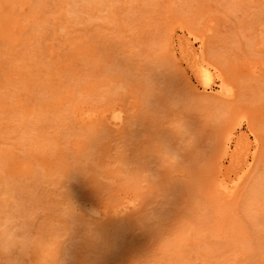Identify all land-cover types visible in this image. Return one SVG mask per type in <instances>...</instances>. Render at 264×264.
Instances as JSON below:
<instances>
[{"label": "rangeland", "instance_id": "obj_1", "mask_svg": "<svg viewBox=\"0 0 264 264\" xmlns=\"http://www.w3.org/2000/svg\"><path fill=\"white\" fill-rule=\"evenodd\" d=\"M0 264H264V0H0Z\"/></svg>", "mask_w": 264, "mask_h": 264}, {"label": "bare ground", "instance_id": "obj_2", "mask_svg": "<svg viewBox=\"0 0 264 264\" xmlns=\"http://www.w3.org/2000/svg\"><path fill=\"white\" fill-rule=\"evenodd\" d=\"M198 57V56H197ZM198 62V61H197ZM199 62H200V60H199ZM200 63H203V62H200ZM195 64V63H194ZM197 64V63H196ZM195 64V65H196ZM194 65V66H195ZM198 65V64H197ZM199 65H202V64H199ZM206 65H207V63H206ZM206 65H204V66H206ZM203 66V65H202ZM202 66H197V75L200 77V79H201V83H202V88L203 89H205V90H207V89H211L212 88V85L216 82V80H215V76H213V74L211 73V70L209 69V67H202ZM198 77V78H199ZM197 78V79H198ZM222 80V79H221ZM224 81V80H223ZM223 81H221L220 83H219V91H220V93L222 94V95H230L231 93H232V88L229 86V85H227V84H225ZM200 83V82H199ZM119 116L120 115H118V114H115V116H113L115 119H119ZM122 119V118H121ZM237 124H239V123H237ZM231 131L227 134V136H226V138H225V140H224V143H223V145H224V152H226L227 150V148L229 147V144H230V141L232 140L231 138ZM228 152V151H227ZM233 160V159H232ZM234 161V160H233ZM246 175V174H245ZM223 181V180H222ZM226 192V191H225ZM230 192V191H229ZM136 207V206H135ZM86 210V209H85ZM87 212H88V214L89 215H94V216H96V217H99L100 215H101V211H100V209H98V208H96V207H94V206H89V207H87ZM122 214V213H121ZM102 217V216H101ZM98 219V218H97ZM100 219V218H99ZM98 223V222H97Z\"/></svg>", "mask_w": 264, "mask_h": 264}]
</instances>
